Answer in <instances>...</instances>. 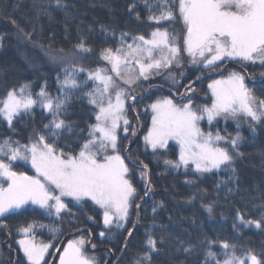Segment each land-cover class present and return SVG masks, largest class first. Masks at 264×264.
<instances>
[{
  "label": "trees",
  "instance_id": "16d2710c",
  "mask_svg": "<svg viewBox=\"0 0 264 264\" xmlns=\"http://www.w3.org/2000/svg\"><path fill=\"white\" fill-rule=\"evenodd\" d=\"M62 3L66 7H58L55 0H0V98L10 89L26 83L33 95L42 87L53 96L60 95L58 90L60 81L65 78V68L71 71L72 65L83 67L85 72L76 73L78 81L86 80L88 71L110 68L101 59L100 52L106 47H118L122 32L148 37L154 28L164 26L175 32L176 42L183 47L185 26L179 16L174 21L156 25L147 19L148 10L143 0H62ZM131 5L135 8L130 11ZM24 33L30 34L31 40ZM81 39L91 52L85 53L76 47ZM189 61L182 52V66L173 64L148 80L141 78L131 88L126 85L136 99L128 100V133L120 130L118 150L128 163L132 183L137 189L135 203L140 207L136 208L133 203L125 227L106 229L101 210L90 200L77 203L67 199L71 214L62 212L59 217L49 216L43 209L31 206L0 218V224L8 225L7 229L0 227V264H27L18 246L20 233L17 229L33 222L48 226L35 228L33 234L37 241L52 243L53 248H62L70 240L81 237L95 244V248L87 244V252L95 257L97 264H134L144 250L148 232L168 237L161 246L162 251L154 254L153 264H204L209 240L217 242L211 250L218 257L223 252L219 246L221 241L235 244L238 253L245 249L253 250L258 256L264 253V230L241 227L237 231L233 228L234 223H239L237 210L253 219H259L264 213V126L256 125L253 132L249 126L239 128L230 122L203 125L204 130L213 135L219 132L222 136L234 137L239 132L242 136L239 151L243 155L235 158L234 173L221 170L201 175L191 170V165L189 171L183 168L177 171L164 164L165 159H178L176 147L170 145L155 153L144 147L143 137L151 118L147 107L160 96L173 97L180 103L191 99L194 104L210 106L212 97L208 84L230 72H239L245 76V83L253 95L264 99V65L227 61L209 71ZM92 83L88 81L89 88ZM189 85L194 91L186 95L185 88ZM66 107L64 118L72 123L80 139L65 133L56 143L64 151L76 152L87 135L88 125L95 123V119L86 96H74ZM33 111L32 117L14 120L13 128L0 117V142L10 137L21 144H29L40 133L47 136L48 129L44 125L49 122V114L39 107ZM48 139L53 138L48 136ZM141 161L148 165L152 185L147 195L145 180L141 179ZM12 166L27 175L36 174L25 162L15 161ZM187 180L194 183H186ZM229 188L233 191L228 192ZM161 202L162 207L159 206ZM209 203L213 205L211 215L205 207ZM153 207L157 208L155 213ZM128 230L132 231L131 237L127 235ZM100 231H105L106 235L100 237ZM175 238L184 241L185 246L193 245V253L177 251L173 243ZM125 242L127 248H124ZM54 252L53 249L49 253L45 264H57L52 257Z\"/></svg>",
  "mask_w": 264,
  "mask_h": 264
},
{
  "label": "snow or ice",
  "instance_id": "6c2138e0",
  "mask_svg": "<svg viewBox=\"0 0 264 264\" xmlns=\"http://www.w3.org/2000/svg\"><path fill=\"white\" fill-rule=\"evenodd\" d=\"M55 3L58 7H66L62 0H55ZM143 3L147 6V19L156 25L174 21L179 16L185 26L183 47L176 42L175 32L164 26L154 28L148 37L122 32L118 47H106L100 52L101 59L110 68L88 71L87 79L78 81L76 73L85 72V69L72 65L71 71L64 69L65 78L60 81L58 90L60 95L53 96L46 87L33 95L26 83L10 89L0 98V117L9 128H13L14 120L32 117L37 107L50 117L44 125L48 129L47 136L40 133L29 144H21L10 137L0 142V217L7 218L8 214L31 206L43 209L49 216L59 217L62 212L71 214L64 199L67 197L77 203L90 200L101 210L106 229H123L128 222L129 210L137 199V189L132 183L125 157L118 150V131L123 125V132L128 133L125 105L127 100H135L136 97L121 87L117 80L131 88L141 78L148 80L173 64L182 66V52L190 58L191 64L199 65L201 70H215L222 66L220 62L227 61L264 65V0H143ZM133 8L135 5H131L129 10ZM136 18H140L139 13H136ZM24 35L31 40L30 34ZM109 35L115 36V33ZM76 47L82 52H91L83 39ZM109 73H114V76ZM88 81L93 82L91 88ZM208 87L213 97L210 107H193L191 99L177 104L167 97L149 105L152 117L151 128L144 136L146 145L154 153L158 149H168L169 141L179 146L177 160H164L168 168L189 171L191 165V170L201 175L221 170L234 173L235 158L243 155L239 151L242 136L239 132L234 137L221 136L219 132L213 135L211 131L205 132L200 122L206 119L211 124L217 118H233L239 127L246 120L253 132L256 125L264 126V99L253 95L244 75L230 72L226 79H214ZM192 91L194 89L190 85L185 88L186 95ZM77 95L87 97L95 123L88 125L87 135L78 144V151H64L56 141L65 133L80 139L72 123L64 118L66 106ZM48 136L53 139L49 140ZM18 160L30 163L36 174L27 175L14 170L12 162ZM139 163L147 195L152 190L148 165L142 161ZM186 183L194 181L187 180ZM232 191V188L228 189V192ZM159 206L162 207L163 203ZM135 207L139 208L140 204L135 203ZM205 207L211 215L213 205L209 203ZM156 210V207L152 208L153 213ZM89 220L95 222L93 217ZM236 220L239 223H234L233 228L237 231L241 227L264 230V213L259 219H253L246 218L237 210ZM0 227L7 229L8 225L0 224ZM37 227L48 226L33 222L17 229L24 235L18 244L27 264H45V257L53 247L50 242L36 240L33 232ZM99 235L104 237L106 233L100 231ZM127 235L131 237L132 231L128 230ZM167 240L164 234L157 236L148 232L144 250L134 264H153L154 254L162 251L161 246ZM86 243L91 244L83 237L68 242L59 257V264H97L95 257L88 255ZM173 243L177 251L188 254L194 251L193 245L185 246L179 238H175ZM216 243L207 241L209 249L204 264H264V253L258 256L251 249L238 253L237 246L228 241L219 242L223 252L218 257L211 250ZM91 247L96 245L91 244ZM124 248H127V242Z\"/></svg>",
  "mask_w": 264,
  "mask_h": 264
},
{
  "label": "rangeland",
  "instance_id": "374dc122",
  "mask_svg": "<svg viewBox=\"0 0 264 264\" xmlns=\"http://www.w3.org/2000/svg\"><path fill=\"white\" fill-rule=\"evenodd\" d=\"M248 64H252L251 62H247ZM253 64H260L259 62H256V63H253ZM166 74V73H165ZM229 75V74H228ZM228 75L226 76V77H222V78H215V79H226L227 77H228ZM113 76H114V74H113ZM214 80V79H213ZM212 80V81H213ZM212 81L210 82V83H212ZM117 83H119L120 85H121V87H123L124 89H126L127 91H128V89L126 88V85L125 84H123V82L122 81H119V80H117ZM209 83V84H210ZM208 84V85H209ZM209 88V87H208ZM209 91H210V95H211V89L209 88ZM128 92H130L131 93V95H134L133 94V92L132 91H128ZM135 96V95H134ZM166 96H160L159 98H157V99H161V98H165ZM211 97H212V95H211ZM167 98H171V99H173V101H174V103H177V104H181L180 102H178L176 99H174L173 97H167ZM156 99V100H157ZM212 99H213V97H212ZM131 100V99H130ZM155 100V101H156ZM154 101V102H155ZM153 102V103H154ZM127 103H128V100H127V102H126V105H125V107H126V110H127ZM184 103H187V102H184ZM193 104V107H197V106H200V107H203V106H201V105H198V104H194V103H192ZM151 105V104H150ZM211 106V105H210ZM209 106V107H210ZM147 112L150 114V117H152V112H151V109H150V107L148 106L147 107ZM126 113H127V111H126ZM217 121H222L223 123H228V122H230V123H232V124H234L235 126H237L238 127V125H237V121L235 120V119H233V118H229L228 120H224L222 117L221 118H217V120L216 121H213L211 124H213V123H215V122H217ZM7 123V122H6ZM204 124H208V125H211V124H209L208 123V121L205 119V120H202L201 122H200V126H201V128L204 130V128H203V125ZM243 126H249V123L245 120L244 122H242V123H240L239 124V128L240 127H243ZM150 128H151V118H150V127H149V129H148V131L150 130ZM121 129H123V125H121ZM147 131V132H148ZM205 131V130H204ZM206 132V131H205ZM124 133V132H123ZM119 134H120V130L118 131V136H119ZM145 135H147V133L145 134ZM144 135V136H145ZM222 136V135H221ZM118 143H119V139H118ZM221 143H223V142H221ZM143 144H144V147L145 148H147V150H150V151H152V149L149 147V146H147L146 145V143H145V141H144V137H143ZM170 145H173L174 147H176V149H177V152H178V156H179V146L178 145H176L175 144V142L174 141H169V146ZM158 150H162V149H158ZM109 151H111V150H109ZM230 151H231V148H230ZM18 161H20V160H18ZM21 162H25V161H21ZM125 162L127 163V161L125 160ZM25 163H27V162H25ZM30 167H32L31 166V164L30 163H27ZM128 164V163H127ZM129 167V166H128ZM65 199V202H66V200L67 199H71V198H64ZM34 207H36V206H34ZM38 208V207H37ZM130 210H131V208H130ZM130 210H129V213H130ZM52 216H55V215H52ZM55 217H57V216H55ZM1 218V217H0ZM113 228H115V227H113ZM24 238V235L22 234V233H20V238H19V240L20 239H23ZM74 239H79V238H74ZM73 240V239H72ZM71 241V240H70ZM69 241V242H70ZM68 243V242H67ZM67 243L64 245V247H57V248H50L49 249V251H48V254L46 255V257H45V261H46V258H47V256L49 255V253L50 252H52V250L54 249L55 250V254L53 253L52 254V257H53V259H56L57 260V264H59V257L62 255V252H63V249L67 246ZM18 246H19V244H18ZM20 247V246H19ZM85 247H86V250H87V243H86V245H85ZM20 249H21V251H22V248L20 247ZM57 249H59V251H57ZM88 251V250H87ZM22 253H23V251H22ZM88 253V252H87ZM88 255H90V253H88ZM91 256V255H90ZM26 258V257H25Z\"/></svg>",
  "mask_w": 264,
  "mask_h": 264
}]
</instances>
